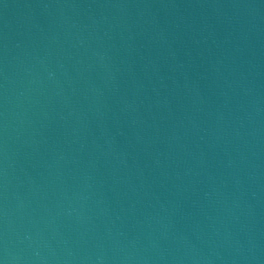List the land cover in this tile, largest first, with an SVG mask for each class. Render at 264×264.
Wrapping results in <instances>:
<instances>
[{"label": "water", "instance_id": "95a60500", "mask_svg": "<svg viewBox=\"0 0 264 264\" xmlns=\"http://www.w3.org/2000/svg\"><path fill=\"white\" fill-rule=\"evenodd\" d=\"M0 264H264V0H0Z\"/></svg>", "mask_w": 264, "mask_h": 264}]
</instances>
